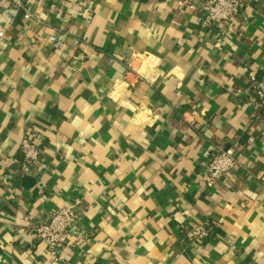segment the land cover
<instances>
[{"label":"crops","instance_id":"1","mask_svg":"<svg viewBox=\"0 0 264 264\" xmlns=\"http://www.w3.org/2000/svg\"><path fill=\"white\" fill-rule=\"evenodd\" d=\"M183 1L0 5V264H264V0L217 27ZM218 145L240 164L208 187ZM66 205L85 239L56 261L32 227Z\"/></svg>","mask_w":264,"mask_h":264},{"label":"built area","instance_id":"2","mask_svg":"<svg viewBox=\"0 0 264 264\" xmlns=\"http://www.w3.org/2000/svg\"><path fill=\"white\" fill-rule=\"evenodd\" d=\"M187 7L199 14L201 20L208 26L232 25L246 19L247 0H192L183 1ZM10 4L20 10L25 27L31 22H40L37 14L30 6V0H0V5ZM4 39V32L0 30V40ZM47 41L53 46H60L63 38L58 35H51ZM254 97L258 105L264 111V76L252 80ZM44 145L35 141L31 136L23 137L21 148L20 169L26 172L35 169L42 159ZM241 153L234 147L225 148L218 145L213 153L202 163L205 180L208 187L214 186L220 181L224 174L236 168L240 164ZM77 217L73 206H63L55 211L50 220L46 223L34 225L32 228L35 238L45 247L46 257L54 260H61L66 247L70 244L81 243L85 236L73 227ZM211 228L206 223H194L186 232V238L197 241L208 238L211 235Z\"/></svg>","mask_w":264,"mask_h":264}]
</instances>
